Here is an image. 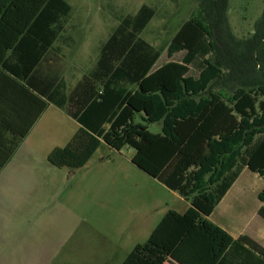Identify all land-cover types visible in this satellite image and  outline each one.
Wrapping results in <instances>:
<instances>
[{
	"label": "trees",
	"instance_id": "16d2710c",
	"mask_svg": "<svg viewBox=\"0 0 264 264\" xmlns=\"http://www.w3.org/2000/svg\"><path fill=\"white\" fill-rule=\"evenodd\" d=\"M22 1L0 0V134L10 137L0 170L51 104L80 126L47 155L53 167L75 173L110 136L124 138L138 169L168 189L180 181L190 203L184 213L169 210L122 264H164L181 243L204 264H264V249L255 241L231 240L206 221L243 169L264 180V9L253 35L236 41L227 23L228 0H195L196 13L166 47H156L140 37L156 8L142 5L119 19L94 67L68 88L56 71L42 67L59 54L55 43L65 41L70 5L31 0L19 16L15 6ZM164 51L169 59L180 56L155 69ZM223 67L241 82L230 93L212 88L226 77ZM245 74L255 79L247 81ZM135 116L160 123L161 132L138 129ZM189 168L191 180L184 184ZM259 216L264 219V209Z\"/></svg>",
	"mask_w": 264,
	"mask_h": 264
},
{
	"label": "crops",
	"instance_id": "0c3cea01",
	"mask_svg": "<svg viewBox=\"0 0 264 264\" xmlns=\"http://www.w3.org/2000/svg\"><path fill=\"white\" fill-rule=\"evenodd\" d=\"M56 112L62 113L47 105L0 170V264H122L142 241L131 239L129 245H124L119 242L120 236L114 239L105 229H95L94 222L104 214L114 213L118 227L121 224V234L128 227L137 237L144 234L146 241L164 215L175 210L173 204L154 201L152 210L136 213L128 221L124 211L105 210L107 187L111 184L120 192V179L105 180L100 176L101 170L89 169L92 158L81 169V177L73 180L67 170L47 162V155L54 148L70 141L67 138L62 146L54 144L59 136ZM79 128L77 124L74 134ZM8 138L0 134L1 155ZM104 164L99 161L97 166L104 169ZM240 175L206 221L224 230L231 240L246 236L264 249V219L259 216V210L264 209V191L257 193L259 205L248 213V193ZM181 187L179 181L175 188H165L185 201L180 212L175 210L184 213L190 203L180 193ZM121 197H116L118 206ZM212 217L213 221H209ZM95 231L97 240L92 238ZM200 238L196 236L198 242ZM187 246L181 243L164 264H204Z\"/></svg>",
	"mask_w": 264,
	"mask_h": 264
},
{
	"label": "rangeland",
	"instance_id": "374dc122",
	"mask_svg": "<svg viewBox=\"0 0 264 264\" xmlns=\"http://www.w3.org/2000/svg\"><path fill=\"white\" fill-rule=\"evenodd\" d=\"M30 1L23 0L16 4L15 14L25 16L26 10L23 9L30 5ZM67 3L71 7V13L62 34L65 41L58 40L55 43L54 47L58 46L60 52L57 56L53 55L51 60L44 62L42 69L50 72L56 71L59 77L65 79L68 88H72L83 75L90 72L94 67L101 46L118 25L120 18L135 14L142 5L155 7V16L140 37L153 46L166 47L181 24L192 17L197 10L195 0H67ZM227 6L226 17L232 36L236 41L249 39L254 33L256 22L262 15L264 0H228ZM4 22L16 32H22L23 27L18 29L8 21L4 20ZM179 56L178 54L169 59L166 56V51H164L154 68L160 67L169 60H178ZM212 60L216 62L214 58ZM222 71L226 77L216 82L212 88L230 93L241 82L237 78H228L229 69L223 67ZM243 77L247 81L255 79L252 74H245ZM55 114L56 116H54L57 117L55 120L57 135L59 136L56 137L54 144L62 146L66 144L67 138L71 139L77 124L68 118L63 111ZM134 125L140 130H146L153 134L161 132L160 123L148 125L142 123L139 116H135ZM133 156L134 150L125 144L124 138L117 139L110 136L106 142L101 143L98 151L92 157L89 169L101 170L100 176L105 180L111 177L120 179V192L111 184L107 187L108 206L106 205V207L108 209L105 210L124 211L128 221L130 220L129 217L136 213L152 210L154 201H163L170 205L173 204V208L180 212L182 207L186 205L184 204L185 201H180L181 198L176 194L140 171L131 162ZM99 161L105 162L104 169L98 168L97 163ZM191 171L189 168L184 173V184H186V180H191ZM82 173V170L75 173L68 171L67 176L73 180L76 177H81ZM240 181L248 193V203L246 204L248 209L246 210L250 213L253 208L259 205L256 195L264 191V180L257 174L245 169L240 175ZM121 185L123 186L121 187ZM118 194L120 197L122 196L119 206L116 202ZM213 219L212 217L209 221H213ZM94 227L95 229L97 227L99 231L105 229L108 234L114 236V239L120 236L119 242L124 245H129L131 239L145 242L146 236L144 234L137 237V233H131V229L128 227L121 234L122 227L121 224L118 227V217L114 213L104 214L103 217L94 222ZM92 238L93 240L98 239L96 231Z\"/></svg>",
	"mask_w": 264,
	"mask_h": 264
}]
</instances>
